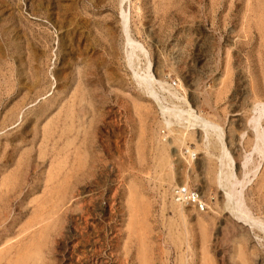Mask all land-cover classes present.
Returning <instances> with one entry per match:
<instances>
[{
  "label": "rangeland",
  "instance_id": "1",
  "mask_svg": "<svg viewBox=\"0 0 264 264\" xmlns=\"http://www.w3.org/2000/svg\"><path fill=\"white\" fill-rule=\"evenodd\" d=\"M261 102L264 0H0V264H264Z\"/></svg>",
  "mask_w": 264,
  "mask_h": 264
},
{
  "label": "bare ground",
  "instance_id": "2",
  "mask_svg": "<svg viewBox=\"0 0 264 264\" xmlns=\"http://www.w3.org/2000/svg\"><path fill=\"white\" fill-rule=\"evenodd\" d=\"M144 92H146L147 94L153 95V88L149 87L146 90L144 88ZM156 103L158 104V106H160L159 99L156 100ZM258 105H259V108H258L259 110L257 111L258 114L255 117L253 116L254 118L252 119V122H253L252 126L254 129V135L256 138L255 150H256V152H263L264 151V136L258 131L257 125L259 122V117L261 115V112L264 111V103L261 102V104H258ZM173 117H176V116H173ZM198 122H199L198 125L200 127L205 128V129H209L207 121L199 120ZM167 123H170V121H168ZM211 131H213L217 136L220 135L219 132L216 130V128L211 129ZM220 154H221V157L219 159L220 165H219V170L217 172V175H219V178L221 180L220 185L224 191L225 208L234 217L242 220V222H244L245 224L247 223V224L253 226L255 229H257L264 236V222L260 219L253 218L251 215H249V212L242 205L243 202L241 200L240 195H241V190L243 188L242 187L243 185L241 186V189H239V184L241 183V181L243 179L240 180V179L234 178L233 175L231 174V172H230V167H231L230 166V164H231L230 159L231 158L230 157L228 158L227 153L225 152L224 149H220ZM245 162H246V160H244L243 166H245ZM257 166L255 167L253 174H256L255 172L257 171L256 170ZM244 183H245V181L244 182L242 181V184H244ZM176 202L180 203L178 201H176ZM236 210H238L239 212L236 213L237 212Z\"/></svg>",
  "mask_w": 264,
  "mask_h": 264
},
{
  "label": "built area",
  "instance_id": "3",
  "mask_svg": "<svg viewBox=\"0 0 264 264\" xmlns=\"http://www.w3.org/2000/svg\"><path fill=\"white\" fill-rule=\"evenodd\" d=\"M174 196H175L176 201L180 203H192L198 206L199 208H202V205H201L202 202L200 200L199 195L192 191H188L184 187H180L174 190Z\"/></svg>",
  "mask_w": 264,
  "mask_h": 264
},
{
  "label": "water",
  "instance_id": "4",
  "mask_svg": "<svg viewBox=\"0 0 264 264\" xmlns=\"http://www.w3.org/2000/svg\"><path fill=\"white\" fill-rule=\"evenodd\" d=\"M242 225H243V224H242ZM244 226H246V227H247L250 231H252V232H253V231H254V232H255V231H258L257 229H254V227L251 226V225H244ZM255 237H258L257 234H256Z\"/></svg>",
  "mask_w": 264,
  "mask_h": 264
}]
</instances>
